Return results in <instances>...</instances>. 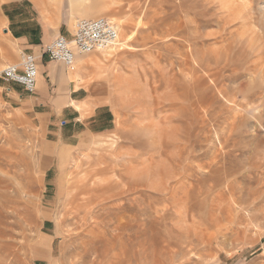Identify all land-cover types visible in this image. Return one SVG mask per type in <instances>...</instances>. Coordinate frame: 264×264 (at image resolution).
I'll list each match as a JSON object with an SVG mask.
<instances>
[{
	"label": "rangeland",
	"instance_id": "374dc122",
	"mask_svg": "<svg viewBox=\"0 0 264 264\" xmlns=\"http://www.w3.org/2000/svg\"><path fill=\"white\" fill-rule=\"evenodd\" d=\"M73 8L118 42L76 57L85 103L47 122L7 92L0 13V264H264V0Z\"/></svg>",
	"mask_w": 264,
	"mask_h": 264
},
{
	"label": "crops",
	"instance_id": "0c3cea01",
	"mask_svg": "<svg viewBox=\"0 0 264 264\" xmlns=\"http://www.w3.org/2000/svg\"><path fill=\"white\" fill-rule=\"evenodd\" d=\"M81 0H0L1 18L7 35L14 41L19 56L32 53L37 57L38 73L35 90L29 93L17 83L7 87V92L29 109L42 110L36 115L47 122L60 109L63 116L80 112L85 103L74 88L69 68L50 60L43 48L56 36L71 38L72 22ZM73 69V67H72ZM79 89V90H78ZM49 108L50 111H44ZM64 123V120H61Z\"/></svg>",
	"mask_w": 264,
	"mask_h": 264
},
{
	"label": "built area",
	"instance_id": "2783aa9c",
	"mask_svg": "<svg viewBox=\"0 0 264 264\" xmlns=\"http://www.w3.org/2000/svg\"><path fill=\"white\" fill-rule=\"evenodd\" d=\"M118 42V28L106 17L79 18L73 23L71 38L56 36L44 46L43 54L50 60L72 68L78 55L107 50ZM38 73L37 57L22 53L17 64L6 66L1 74L7 82L20 84L26 91L34 92Z\"/></svg>",
	"mask_w": 264,
	"mask_h": 264
},
{
	"label": "bare ground",
	"instance_id": "6f19581e",
	"mask_svg": "<svg viewBox=\"0 0 264 264\" xmlns=\"http://www.w3.org/2000/svg\"><path fill=\"white\" fill-rule=\"evenodd\" d=\"M95 58V57H94ZM93 58V59H94ZM94 60H97V59H94ZM77 69V68H76ZM18 150V149H17ZM96 173V172H95ZM34 179V178H33ZM80 180V179H79ZM79 180H77V182L79 181ZM82 180V179H81ZM100 180V179H99ZM102 181V180H101ZM82 182V181H81ZM109 182V181H108ZM84 184V183H83ZM73 185L74 184H72V187H73ZM77 185H78V187L79 186H81L82 184L80 183V185H79V182L77 183ZM77 185H76V187H77ZM85 185V184H84ZM83 185V186H84ZM102 185V184H101ZM75 187V186H74ZM76 189V188H75ZM80 189H82V188H80ZM69 190V189H68ZM79 190V189H78ZM78 193H79V191H77V189L75 190V191H73V193L71 194V193H68L67 195H68V200H67V204H69V205H71V207H69V210L72 208V211H70V213H76V211H77V209L75 208L76 207V205H74V204H76V200H77V196H78ZM66 195V196H67ZM97 198V197H96ZM94 199V198H93ZM98 199V198H97ZM100 199V198H99ZM95 200V199H94ZM90 201V200H89ZM95 202V201H94ZM89 204H91V203H89ZM68 205V206H69ZM19 206V205H18ZM85 206V205H84ZM28 207V206H27ZM82 207V206H81ZM86 208V207H85ZM15 209V208H14ZM39 209V208H38ZM76 211H75V210ZM79 209V208H78ZM13 210V209H12ZM16 211H18V209L16 208L15 209ZM60 210V209H59ZM11 211V210H10ZM15 212V211H14ZM18 212H20V211H18ZM38 212V211H37ZM21 213V212H20ZM84 213V212H83ZM18 214V213H17ZM79 214V213H78ZM77 214V215H78ZM102 214V213H101ZM76 215V214H75ZM80 215H81V212H80ZM26 216V215H25ZM90 216V215H89ZM27 217V216H26ZM241 217V216H240ZM23 218V217H22ZM86 218H88V217H86ZM34 219V218H33ZM76 219H78V218H76ZM82 219V218H81ZM23 220H25V222H27V223H31L32 222V218L31 217H29V218H26V219H23ZM84 221V220H83ZM60 222V221H59ZM71 222H73V220L71 221ZM17 223V222H16ZM77 223V222H76ZM18 224V223H17ZM86 224V223H85ZM6 225V224H5ZM9 225H11V224H9ZM29 225V224H28ZM79 225V224H78ZM77 225V226H78ZM33 226V225H32ZM80 227V226H79ZM29 228V227H28ZM65 228V227H64ZM69 232H70V230H69ZM76 232H78V231H76ZM23 233V232H22ZM10 233H8V232H6V230H2V231H0V237H4V236H6V235H9ZM89 234V233H88ZM96 234V233H95ZM31 235V234H30ZM83 235V234H82ZM39 236V235H38ZM32 239V238H31ZM5 243V242H4ZM12 243V242H11ZM10 242H8V243H6V246H5V248H6V251H11L12 252V248L15 246V244L13 245V244H11ZM20 243V242H19ZM89 244V243H88ZM5 245V244H4ZM16 247V246H15ZM14 247V248H15ZM17 248V247H16ZM12 249V250H11ZM15 250V249H14ZM99 250V249H98ZM14 253H15V251H13ZM17 253V252H16ZM15 253V254H16ZM11 254V253H10ZM13 254V253H12ZM17 255V254H16ZM16 257V256H15ZM76 258V257H75ZM98 260V259H97Z\"/></svg>",
	"mask_w": 264,
	"mask_h": 264
}]
</instances>
